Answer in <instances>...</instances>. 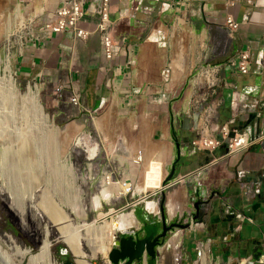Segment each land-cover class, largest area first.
<instances>
[{
    "label": "crops",
    "instance_id": "0c3cea01",
    "mask_svg": "<svg viewBox=\"0 0 264 264\" xmlns=\"http://www.w3.org/2000/svg\"><path fill=\"white\" fill-rule=\"evenodd\" d=\"M146 9L148 14L143 12ZM228 13H233L240 24L236 31L224 29ZM110 17L118 20L117 36L123 35L133 52L131 66L125 64L126 57L119 50L113 60L103 59L99 35L94 32L98 17L89 8L86 21L79 23L80 28L90 32L85 40L53 34L41 42H31L17 53L15 71L37 82L42 94L46 95V88H49L55 105H71V92L78 89L81 107L77 110L85 116V109L100 111L115 107V103L121 114H156L160 126L153 129V136L165 143L170 141L176 153L175 138L179 153L175 165L177 175L161 191L164 212L167 223L176 222L185 215V222L192 219L198 224L183 232H202L195 240L196 250L201 254L195 264H200L204 258L210 264H264V232L257 233L259 240L243 235L246 222L249 228L259 223L260 218L264 222V142L251 144L233 154H228L225 146L212 154L192 152L190 142L194 132L191 125L196 124L198 113L191 107L192 92L187 87L191 68L207 57L210 63L224 67L222 76L226 82L234 84L236 91L249 93L242 104L249 108L258 104L259 97L264 94V75L259 74L257 66L252 65L247 75H236L225 63L238 50L247 47L254 62L258 60L264 35V0H239L238 5L230 9L223 0H145L141 11H131L128 0H110ZM169 62L176 69L173 80L167 84ZM176 64L181 65L183 72ZM217 90L223 99L219 117L221 109L228 113L227 120L221 122L225 123L231 114L230 100L234 90L223 86ZM173 161L167 165L169 171ZM240 169L248 172L242 181L249 187L244 190L235 179ZM231 188L234 193H230ZM256 189L258 194L254 195ZM214 200L219 201L220 212H224L221 217L224 223L218 235L215 234L217 226L209 228L208 224ZM199 201L202 202L200 212L194 208ZM227 207L232 212H225ZM142 210L149 214L158 211L148 209L147 202ZM241 217H244L243 222L239 221ZM153 220L156 222L155 218ZM178 230L174 228L170 233ZM184 238L179 244L181 250H184ZM213 240H218L224 250H231L227 260L212 256ZM240 243H247L245 248L250 249L245 256L232 254L234 245ZM183 253L186 258L187 253Z\"/></svg>",
    "mask_w": 264,
    "mask_h": 264
},
{
    "label": "rangeland",
    "instance_id": "374dc122",
    "mask_svg": "<svg viewBox=\"0 0 264 264\" xmlns=\"http://www.w3.org/2000/svg\"><path fill=\"white\" fill-rule=\"evenodd\" d=\"M20 2L0 0V206L40 251L48 241L54 264H66V261L79 264L83 260L90 264H111L108 255L98 254L91 259L74 254L59 230L61 225H54L49 219V209L53 207L67 213L71 220L69 231L72 232L82 223L91 225L98 221V225H102L119 213L128 214L133 210H139L143 217L145 205L139 198L151 195L144 203L153 201L158 211L156 214L150 213L149 218L159 217V204L164 198L161 194L163 187L143 194V174L151 159L164 160V180L169 173L167 165L175 159L173 145L170 141L165 143L153 136V129L160 126L156 114H121L115 103V107L112 105L85 116L72 105H55L50 98L49 88H46L44 95L37 82L20 76L14 69L15 58L23 41L21 38L34 25L26 21L21 24V19L14 21L13 16L8 17V14L15 16L16 5H20V13L26 20L30 9L24 10ZM40 2L35 1L37 4ZM176 65L183 72L181 65ZM172 66L175 71L173 63ZM34 99H37V109L43 120L33 109ZM227 114L225 109L220 110V124L227 120ZM184 137L189 139L187 133H184ZM138 150L142 151L141 164L135 162ZM90 151H94L92 158ZM134 162L136 164H132ZM107 174H111V182H108V186L102 185L101 181ZM128 186H131V191L125 195ZM104 188H110L112 195L102 201L100 210H96L93 198L100 195ZM234 192V188H231L230 193ZM83 210L85 216L76 217L75 212ZM220 211L219 201L214 200L208 224L209 228L217 226V229L214 228L217 235L224 223L221 218L224 212ZM185 218V215L180 216L173 223L188 224V228L175 227L179 229L178 232L169 231L165 242L167 244L177 237L179 245L185 237L184 250L181 247L177 250L178 264H195L200 259L195 240L196 236L201 237L202 232L184 234L192 222V219L189 223L185 222ZM259 221L250 228L246 222L243 235L258 239L257 233L264 232V222L261 218ZM142 225L138 222L131 231L141 233ZM246 228H249L248 232ZM120 234H117L118 238ZM246 244H235L232 254L247 255L250 249L245 248ZM83 251L90 255L87 246L83 247ZM161 251L155 264H162ZM183 251L188 254L187 259ZM210 252L213 257L222 256L224 260L231 254V250H224L218 240L211 241ZM64 256L67 260H63ZM148 260L144 258L141 264H147ZM201 261L208 264L206 258Z\"/></svg>",
    "mask_w": 264,
    "mask_h": 264
},
{
    "label": "built area",
    "instance_id": "2783aa9c",
    "mask_svg": "<svg viewBox=\"0 0 264 264\" xmlns=\"http://www.w3.org/2000/svg\"><path fill=\"white\" fill-rule=\"evenodd\" d=\"M35 1L21 0L20 2L24 10L30 9V12H27L29 16L26 17V20L22 13H19L22 17L8 14V17L13 16L14 21L18 18L21 19V24L24 21L34 24L30 29L31 31L21 38L23 41L19 44V51L31 42H41L53 34L66 35L72 40H85L90 32L80 28L79 23L86 21V12L91 8L98 17L94 32L99 35L103 59L106 61L113 60L119 50L126 57L125 64L127 66L133 64V52L126 43L125 37L123 35L117 36L116 23L118 20L114 21L110 17V0H40L41 2L38 4ZM128 1L131 11H141L145 0ZM223 1L230 9L236 7L239 0ZM17 6L20 7V5ZM24 12L26 13V11ZM143 12L148 14L149 10L146 9ZM239 25L233 13L226 15L224 29L236 31ZM252 65L257 66L259 74L264 75V35L260 56L256 62L253 60L250 48L247 47L238 50L225 63V66L236 75L249 74ZM223 69L224 67L221 64H212L205 57L199 65L190 70L187 81V87L192 92L190 104L192 109L198 113L196 124L191 125L194 132V137L190 142L192 152L212 154L221 146H225L228 154H233L249 148L251 144L264 142V94L259 97L256 106L246 107L242 104V101L248 97L249 93L247 91H236L234 84L226 82L222 76ZM166 75V82L169 84L171 79L174 78L172 77L174 69L170 62L167 66ZM220 86L234 90L230 100L231 114L229 120L222 124H220L219 109L223 104V99L218 96L217 90ZM69 103L74 107H81V93L78 89L71 92ZM85 112L88 115L92 114L90 110L85 109ZM255 122L257 123L255 124ZM83 151L87 152L86 149ZM136 157L135 162L137 164L141 163L142 151L138 150ZM135 162L132 164H136ZM247 174L248 172L241 169L235 174V179L242 190L249 187L242 181ZM110 175L107 174L103 177L102 185L106 184L108 186V182L111 180ZM130 191L131 186H128L125 195L129 194ZM253 194L257 195L258 190H254ZM150 196L144 195L139 198V201L145 205L144 202ZM118 211L119 209H117ZM225 212H232V210L227 207ZM243 220L244 217L239 219L240 222H243ZM247 220L251 223L254 222L248 218ZM190 226L198 227V224L191 222ZM252 263L250 262V264Z\"/></svg>",
    "mask_w": 264,
    "mask_h": 264
},
{
    "label": "bare ground",
    "instance_id": "6f19581e",
    "mask_svg": "<svg viewBox=\"0 0 264 264\" xmlns=\"http://www.w3.org/2000/svg\"><path fill=\"white\" fill-rule=\"evenodd\" d=\"M19 10L20 7L16 5L15 13L17 16L22 17V15L19 14L20 13ZM9 81H11V79H9ZM33 107L35 113H37L40 116L39 119L41 118V120H43L42 116L39 113V110L37 109V99H34ZM89 154H90V158H92L94 156V151H90ZM142 162H143V158L141 163ZM163 168H164V160L151 159L148 162L143 174V182L141 186V192L143 194L147 193L148 191H152L162 187V182L164 178ZM111 195H112V190L110 188H104L100 193V195L93 198L95 209L100 210L102 201L108 200ZM147 207L148 209H153L155 208V204L153 202L152 203L147 202ZM48 215H49V219H51L52 224L61 225L59 227V230L61 234L65 237V243L73 250L74 254H77L82 258L89 257L91 259L96 258L98 254L107 256L109 252L112 250V246L115 243L117 234L130 232L132 227H134L138 223L132 212L128 214L119 213L116 215L115 218H112L110 221L104 222L102 225H98L97 223L98 221H94L91 225H86L82 223V225L77 226L76 229L71 232L69 231V228H71V224H70L71 220L67 213L63 211L61 212V210L59 211L58 209L52 207L49 209ZM75 215L78 218H83L85 216V212L84 210L82 212H75ZM47 237H48V233L46 232V238ZM178 243H177V237H175L161 249L163 251L162 259L161 258L159 259H161L162 264H177L178 262L177 249L179 247ZM84 246L88 247L90 255L89 254L87 255L85 251H83ZM41 252L47 264H54L50 256V245L48 241H45ZM79 264H90V263L83 260L79 262ZM200 264H205V263L201 261ZM208 264L210 263L208 262Z\"/></svg>",
    "mask_w": 264,
    "mask_h": 264
},
{
    "label": "water",
    "instance_id": "95a60500",
    "mask_svg": "<svg viewBox=\"0 0 264 264\" xmlns=\"http://www.w3.org/2000/svg\"><path fill=\"white\" fill-rule=\"evenodd\" d=\"M175 144V160L171 165L170 171L166 178L162 182V187H166L177 175V170H175V165L179 159L178 153V142L173 138ZM202 202H196L194 208L196 211L200 212ZM165 206L164 200L159 204V218L161 224L166 225L167 220L165 216ZM133 215L136 220L144 225L141 230L143 232V238L133 237V232H124L120 234V237L116 238L114 248L109 252L108 259L111 264H133L134 261L143 260L145 258V253L150 257L147 264H155L156 260L160 256V249H162L166 242L159 243L156 245L152 238L157 233V225L153 219L149 218V212H145L143 217L139 213V210H133ZM188 224L180 225L177 223H172L168 226L167 230L171 231L175 227H180L183 229L188 228ZM158 237H166V233H162ZM157 237V238H158ZM156 245V247H155ZM67 257L64 256L63 260ZM76 264V262L74 261ZM0 264H47L42 252L35 247V245L19 230L15 225L6 211L0 206ZM66 264H70L67 262Z\"/></svg>",
    "mask_w": 264,
    "mask_h": 264
},
{
    "label": "flooded vegetation",
    "instance_id": "af4514ba",
    "mask_svg": "<svg viewBox=\"0 0 264 264\" xmlns=\"http://www.w3.org/2000/svg\"><path fill=\"white\" fill-rule=\"evenodd\" d=\"M156 219V222H155V224L157 225V233H156V235L152 238V241H154V239H156V241L154 242L156 245H158L159 243H162V242H165V240H166V238H167V236H168V230H167V228H168V226L169 225H171L172 223H166V225H163V224H161V222H159L158 221V218H155ZM148 223L147 222H145L144 223V225H147ZM144 225H142V227L144 226ZM164 231H165V233H166V237H163V238H160V237H158L159 235H161L162 233H164ZM143 232H142V230H141V233H134L133 234V237H135V239H137V238H143ZM158 237V238H157ZM156 245H155V247H156ZM149 259L150 260V257L145 253V259ZM67 260V259H66ZM149 260H148V262H149ZM141 262H142V259L141 260H139V262L138 261H134V263L133 264H141ZM66 263H67V261H66ZM120 264H122V263H120Z\"/></svg>",
    "mask_w": 264,
    "mask_h": 264
}]
</instances>
